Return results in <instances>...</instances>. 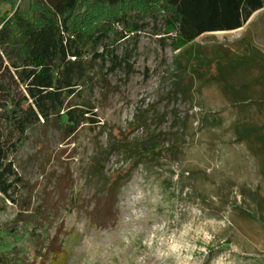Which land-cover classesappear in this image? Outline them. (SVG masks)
<instances>
[{
	"label": "rangeland",
	"instance_id": "374dc122",
	"mask_svg": "<svg viewBox=\"0 0 264 264\" xmlns=\"http://www.w3.org/2000/svg\"><path fill=\"white\" fill-rule=\"evenodd\" d=\"M38 13L0 0V26ZM108 14L90 2L76 22ZM243 40L264 55V8L191 44L144 35L129 80L96 68V123L68 139L39 127L13 157L30 209L0 196V264H264V106L233 104L219 77ZM104 179L120 182L103 192Z\"/></svg>",
	"mask_w": 264,
	"mask_h": 264
},
{
	"label": "trees",
	"instance_id": "16d2710c",
	"mask_svg": "<svg viewBox=\"0 0 264 264\" xmlns=\"http://www.w3.org/2000/svg\"><path fill=\"white\" fill-rule=\"evenodd\" d=\"M35 1L39 6L36 22L15 17L0 26V196L20 206V215L29 211L30 204L20 200L23 179L13 157L39 127H53L68 139L84 124L96 123L94 108L84 96L94 90L91 73L96 68L106 70L102 82L117 72L129 80L136 73L135 59L144 35L171 40L175 47L191 44L205 34L238 30L264 8V0ZM90 2L109 14L83 29L76 14ZM240 46L241 54L219 63L224 92L233 104L255 100L264 106V55L248 40ZM197 67L192 69L194 77L200 75ZM255 87H260L258 99ZM75 100L80 103L73 104ZM119 182L104 179L103 192H111ZM45 248L44 262L56 252L55 247Z\"/></svg>",
	"mask_w": 264,
	"mask_h": 264
},
{
	"label": "crops",
	"instance_id": "0c3cea01",
	"mask_svg": "<svg viewBox=\"0 0 264 264\" xmlns=\"http://www.w3.org/2000/svg\"><path fill=\"white\" fill-rule=\"evenodd\" d=\"M261 10H263V8H262ZM261 10L255 12V13L251 16V18H252L256 13L260 12ZM251 18H250V19H251ZM250 19H249V20H250ZM249 20H248V21H249ZM248 21H247V22H248ZM244 26H245V25H244ZM242 28H243V27H242ZM242 28H240V29H242ZM238 30H239V29H238ZM235 31H237V30H235Z\"/></svg>",
	"mask_w": 264,
	"mask_h": 264
}]
</instances>
